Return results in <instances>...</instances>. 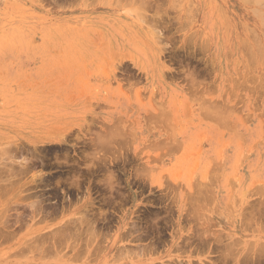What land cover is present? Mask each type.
I'll use <instances>...</instances> for the list:
<instances>
[{
    "label": "rangeland",
    "instance_id": "1",
    "mask_svg": "<svg viewBox=\"0 0 264 264\" xmlns=\"http://www.w3.org/2000/svg\"><path fill=\"white\" fill-rule=\"evenodd\" d=\"M0 158V264H264V0H0Z\"/></svg>",
    "mask_w": 264,
    "mask_h": 264
},
{
    "label": "bare ground",
    "instance_id": "2",
    "mask_svg": "<svg viewBox=\"0 0 264 264\" xmlns=\"http://www.w3.org/2000/svg\"><path fill=\"white\" fill-rule=\"evenodd\" d=\"M133 2H134V1H133ZM139 4H141V3H139ZM138 6H140V5H138ZM141 6H142V4H141ZM141 8H142V7H141ZM138 12H139V11H138ZM140 13L142 14V11H141ZM136 14H137V11H136ZM141 14H140V15H141ZM262 14H263V13H262ZM138 15H139V13H138ZM142 16H143V15H142ZM137 17L139 18V16H137ZM262 18H263V17H262ZM262 18H261V19H262ZM153 20H154V19H153ZM149 22H150V21H149ZM154 22H155V21H154ZM148 25H149V24H148ZM158 33H159V32H158ZM262 51H263V50H262ZM261 54H262V53H261ZM212 111H213V110H212ZM218 111H219V110H218ZM220 112H221V111H220ZM213 113H214V112H213ZM221 113H222V112H221ZM214 114H215V113H214ZM218 114H219V113H218ZM216 115H217V114H216ZM164 117H165V116H164ZM217 117H219V116L217 115ZM21 150H22V149H21ZM14 151H16V150H14ZM14 151H12V152H14ZM6 153H7V151H6ZM6 153H5V154H6ZM16 153H17V151H16ZM8 154H9V150H8ZM8 154H6V156H4V157H7V158H6L7 160H8V158H9V157H8ZM20 154H21V152L19 153V155H20ZM94 155H95V154H94ZM23 156H24V155H23ZM95 156H96V155H95ZM95 156H94V157H95ZM36 157H37V156H36ZM2 158H3V157H2ZM10 158H11V157H10ZM14 158H15V157H14ZM33 158H34V157H33ZM89 158H90V157H89ZM89 158H88V159H89ZM98 158H100V156H99ZM103 158H104V157H103ZM4 159H5V158H4ZM4 159H3V160H4ZM6 159H5V160H6ZM12 159H13V158H12ZM23 159H24V158H23ZM25 159H26V158H25ZM0 160H1V158H0ZM3 160H1V161H3ZM18 160H19V159H18ZM20 160H21V159H20ZM29 160H31V159H29ZM92 160H94V159H92ZM95 160H96V158H95ZM114 160H115V159H114ZM1 161H0V162H1ZM8 161H9V160H8ZM8 161H7V162L5 161L6 163H5L4 161H3V162H4L6 165H8V164L10 165V163H8ZM14 161H15V160H14ZM22 161H24V160H22ZM25 161H26V160H25ZM27 161H28V159H27ZM96 161H97V160H96ZM10 162H11V161H10ZM16 162H17V159H16ZM20 162H21V161H20ZM74 162H75V161H74ZM89 162H90V161H89ZM98 162H99V161H98ZM4 163H3V164H4ZM13 163H14V162H12V165H13ZM27 163H28V162H27ZM30 163H31V162H30ZM99 163H100V162H99ZM15 164H16V163H15ZM24 164H25V165L22 166V164L20 163V166H18L19 164L17 163V166H18L19 168H21V170L18 169V168L15 169L16 167L14 168V167L12 166L11 169L9 170V171H11V172L7 171V168H5V171L2 170V169L0 168V179H1V177H2L3 175L5 176L4 172L6 173V177H7V178L10 177V179H11V178L13 179V176L17 175V177H15L14 180H16V178L19 179V178H18V176L20 175L19 173H24V172H25V171L22 172V169L25 170L26 168H28V167H27V164H26V163H24ZM41 164H42V163H41ZM80 164H81V163H80ZM9 165H8V166H9ZM81 165H82V164H81ZM91 165H92V163H91ZM0 166H1V167L3 166L2 163L0 164ZM4 166H5V165H4ZM4 166H3V168H4ZM24 166H25V167H24ZM28 166H29V165H28ZM85 166H86V165H85ZM23 167H24V168H23ZM86 167H87V166H86ZM88 167H89V166H88ZM8 168H10V166H9ZM32 168H33V167H32ZM14 169L16 170V172H18V170L21 171V172H19V173H15V172H13V173H12V170H14ZM28 169H29V168H28ZM1 170H2V171H1ZM32 170H33V169H32ZM86 170H87V169H86ZM6 171H7V172H6ZM27 171H28V170H26V172H27ZM8 172L10 173V175L7 174ZM26 172H25L24 174H26ZM33 172H34V171H33ZM11 173H12V174H15V175H12ZM37 173H38V172H37ZM27 174H28V173H27ZM7 175H9V177H8ZM11 175H12V177H11ZM21 175H22V174H21ZM21 175H20V176H21ZM58 175H59V174H58ZM80 175H81V173H80ZM109 175H111V174H109ZM23 176H24V175H23ZM26 176H27V175H26ZM34 176H35V175H34ZM73 176H74V175H73ZM76 176H77V175H76ZM107 176H108V175H107ZM107 176H106V177H107ZM113 176H114V175H113ZM6 177H5V178L2 177L3 179H5V180H3V181H5V182L7 181V180H6ZM74 177H75V176H74ZM23 178H24V177H23ZM67 178H68V177H67ZM75 178H76V177H75ZM96 178H97V177H96ZM110 178H111V177L109 176V179H110ZM10 179H9V180H10ZM39 179H40V178H39ZM76 179H77V178H76ZM76 179H75V180H76ZM81 179H82V177H81ZM106 179H107V178H106ZM20 180H21V179H20ZM25 180H26V177H25ZM30 180H31V179H30ZM10 181H11V180H10ZM16 181H19V180H16ZM31 181H32V180H31ZM69 181H70V180H69ZM76 181H78V180H76ZM84 181H85V180H84ZM109 181H110V180H109ZM113 181H114V180H113ZM8 182H9V181H8ZM40 182H41V181H40ZM10 183H13V181H11ZM10 183H8V185H9ZM20 183H21V182H20ZM26 183H27V182H26ZM37 183H38V182H37ZM74 183H75V182H74ZM90 183H91V182H90ZM108 183H109V182H108ZM14 184H16V183H14ZM22 184H24V183L22 182ZM22 184H21V185H22ZM34 184H35V183H34ZM6 185H7V184H4L5 187H7ZM19 185H20V184H19ZM21 185H20V187H21ZM45 185H46V184H45ZM81 185H82V184H81ZM112 185H113V184H112ZM112 185H111V187H112ZM4 186H3V189H4ZM10 186H12V185H10ZM22 186H23V185H22ZM79 186H80V185H79ZM79 186H78V187H79ZM1 187H2V186H0V188H1ZM12 187H14V186H12ZM10 188H11V187H10ZM27 189H28V188H27ZM113 189H114V188H113ZM11 190H12V189H11ZM25 190H26V188H25ZM110 190H112V189L110 188ZM110 190H109V191H110ZM112 191H113V190H112ZM116 191H117V190H116ZM0 192H1V190H0ZM118 192H119V191H118ZM118 192H117V193H118ZM108 194H109V193H108ZM111 195H112V194H111ZM190 195H192V194H190ZM196 195H197V194H196ZM27 196H28V195H27ZM31 196H32V195H31ZM192 196H193V195H192ZM196 197H197V196H196ZM41 198H42V197H41ZM106 198H107V197H106ZM108 198H109V197H108ZM112 198H113V196H112ZM198 198H199V196H198ZM193 199H194V198H193ZM109 201H111V200H109ZM190 201H192V200H190ZM190 201H189V202H190ZM197 201H198V200H197ZM193 202H194V201H193ZM36 203H37V201H36ZM39 203H40V202H39ZM161 203H162V202H161ZM180 203H181V202H180ZM191 203H192V202H191ZM194 203H195V202H194ZM171 204H172V203H171ZM40 205H41V204H40ZM36 206H37V205H36ZM108 206H109V205H108ZM108 206H107V207H108ZM171 206H172V205H171ZM189 206H190V205H189ZM191 206H193V205H191ZM38 207H39V206H38ZM41 208H42V207H41ZM35 209H36V208H35ZM196 209H197V208H196ZM31 210H32V209H31ZM33 210H34V209H33ZM38 210H39V209H38ZM107 210H108V209H107ZM166 210H167V209H166ZM191 210H192V208H191ZM193 210H194V208H193ZM36 211H37V210H36ZM168 211H169V210H168ZM197 211H199V210H197ZM33 212H35V210H34ZM39 212H40V211H39ZM189 212H190V211H188V213H189ZM194 212H195V211H194ZM100 213H101V212H100ZM192 213H193V212H192ZM111 214H112V213H111ZM31 215H32V214H31ZM99 215H100V214H99ZM99 215H98V216H99ZM108 215H109V214H108ZM189 215H191V214L189 213ZM196 215H197V213H196ZM93 216H94V215H93ZM93 216H92V218H93V220H94V217H93ZM105 216H106V215H104L103 217H105ZM112 216H113V214H112ZM192 216H193V215H192ZM108 217H109V216H107V218H108ZM190 217H191V216H190ZM193 217H194V216H193ZM196 217H197V216H196ZM100 218H101V217H100ZM111 218L114 219L113 217H110V219H111ZM81 219H84V218H81ZM81 219H80V218H79V219L76 218L77 221L70 220V221H74V223H77V222H78V225H77V224H74V223H68V224H69V225H68V224H66V222H68V221L65 220V221H64L65 223H63V225H61V226H62V228L64 229V227L68 225V226L65 227V229H64V230L67 232V234H65V231H64V235H62V234L60 235V233H63V232H61V230H63V229H61V230H60V233H59V232L56 233V234H57V235H56V238H54V239L52 238L53 241H50V240H51V239H50L48 242H49V243L52 242L54 245L56 244V246H57V245H58V246H61V244H62V245H63V244L67 245V240H69L72 236H74V238H75V236H79V237L81 236V237H80V242L82 243V246H84L85 243H88V242H89V240H94L95 237L97 238V236L93 235L94 232H96L97 229H94L93 234H92V232H91V231H93V230H92L93 227L91 226L92 222H91V221L88 222V221H89L88 219H87L88 221L84 219V220H85V222H84V220H81ZM95 219H96V217H95ZM103 219H104V218H103ZM112 219H111V220H112ZM196 219H197V218H196ZM17 220H19V219H17ZM91 220H92V219H91ZM97 220L99 221V218H98ZM97 220L95 221L96 223H98ZM101 220H102V218H101ZM107 220H109V219H107ZM107 220L105 219V221H107ZM111 220H110V222H111ZM193 220H194V219H193ZM7 221H8V220H7ZM102 221H103V220H102ZM105 221H104V225H105V223H106ZM118 221H119V220H118ZM199 221H200V220H199ZM95 222H93V223H95ZM152 222H153V221H152ZM197 222H198V221H197ZM3 223H4V221H3ZM8 223H9V222H8ZM88 223H89V224H88ZM96 223H95L94 227L96 226ZM99 223H102V222L100 221ZM202 223H203V222H202ZM6 224H7V222H6ZM64 224H66V225H64ZM71 224H72V226H74V228H75V233L72 232V233H74V234H72V233L70 232L71 229H68V227H70ZM83 224H84V225H83ZM85 224H86V225H85ZM107 224H108V223H107ZM107 224H106V225H107ZM133 224H135V223H133ZM3 225H4V224H3ZM100 225H101V224H100ZM108 225H109V224H108ZM130 225H131V224H130ZM153 225H154V224H153ZM5 226H6V225H5ZM63 226H64V227H63ZM134 226H135V225H134ZM137 226H138V225H137ZM137 226H136V227H137ZM84 227H85V228H84ZM96 227H97V226H96ZM96 227H95V228H96ZM107 227H108V226H107ZM130 227H131V226H130ZM60 228H61V227H60ZM60 228H59V229H60ZM70 228H71V227H70ZM74 228H73V231H74ZM76 228H78V229H76ZM97 228L99 229V227H97ZM138 228H139V227H138ZM153 228H155V227H153ZM133 229H134V228H132L131 230H133ZM143 229H144V228H143ZM136 230H137V229H136ZM68 231H69V232H68ZM89 231H90V233H91L93 236H95V237H94V239H93V236L89 235V234H90V233H89V234H88V237L90 236V237H92V238H91V239L88 238V242H87L86 234H87ZM97 231H98V230H97ZM203 231H204V230H203ZM129 232H131V231L127 230L126 234H127V233L129 234ZM132 232H134V231H132ZM137 232H138V231H137ZM137 232H136V233H137ZM82 233H83V234H82ZM85 233H86V234H85ZM96 233H97V232H96ZM96 233H95V234H96ZM123 233H124V234H122L123 236H122V235H121V236H122V238L125 237V239H126V236H125V235H126V234H125V230H124ZM140 233H141V232L138 233L139 236H140ZM143 233H145V231H143ZM81 234H82L83 236H84V234H85V236H84L85 239H84V237H83ZM130 234H131V233H130ZM147 234H148V233H147ZM202 234H203V233H202ZM45 235H46V234H45ZM50 235H51V234H50ZM53 235H55V234H53ZM59 235H60V237H59ZM67 235H68V236H67ZM135 235H137V234H135ZM144 235H146V234H144ZM43 236H44V235H43ZM43 236H39V237H43ZM139 236H138V237H139ZM53 237H55V236H53ZM66 237L68 238L67 240L65 239ZM79 237H77V238H79ZM46 238H47V237H46ZM74 238L72 237V239H73L72 242L70 243V241H71V239H70V241H69L70 244L67 245V248L70 247L71 250H73L72 248H74L75 245H76V244L73 243V241H74L75 243L77 242L76 240H74ZM81 238H82L83 240H85V241L83 242V240H82ZM132 238H133V236H132ZM134 238H135V237H134ZM134 238H133V239H134ZM136 238H137V236H136ZM136 238H135V239H136ZM140 238H141V237H140ZM140 238H139V239H140ZM143 238H144V237H143ZM43 239H44V238H42V240H43ZM75 239H76V238H75ZM125 239H124V240H125ZM128 239H129V238H128ZM151 239H152V238H151ZM77 240H78V239H77ZM96 240H97V239H96ZM96 240H94V241H92V242H95ZM98 240H99V239H98ZM98 240H97V242H95V243H98ZM102 240H103V238H102ZM146 240H147V238H146ZM201 240H202V239H201ZM135 241H136V240H135ZM148 241H150V240H148ZM158 241H159V240H158ZM198 241H199V240H198ZM90 242H91V241H90ZM90 242H89L88 244L91 245L92 242H91V243H90ZM99 242H100V241H99ZM129 242H130V240H129ZM143 242H144V241H143ZM72 243H73V246H72ZM81 243H80V245H79L80 247H78V249H79L80 251H79V250L76 251V253H77V252H80V253H78V254H74V253H75V252H74V253H73L74 256H72V257L76 258L77 255L80 256V255L83 253L84 249H83V247L81 246ZM83 243H84V244H83ZM147 243H148V242H147ZM149 243H150V242H149ZM156 243H157V241H156ZM88 244H86V247H89ZM98 244H99V243H98ZM150 244H152V243H150ZM200 244H201V243H200ZM42 245H43V244H42ZM49 245H50V244H49ZM49 245H48V248H49ZM70 245H71L72 247H71ZM87 245H88V246H87ZM95 245H96V244H95ZM95 245L92 244V246H94V247H93L94 249H95ZM156 245H157V244H156ZM50 246H51V245H50ZM77 246H78V245H77ZM77 246H76V247H77ZM130 246H131V245H130ZM63 247H64V245H63ZM76 247H75V248H76ZM81 247H82V248H81ZM84 247H85V246H84ZM96 247H97V245H96ZM120 247L122 248V246H120ZM124 247L126 248V246H124ZM127 247H129V246H127ZM132 247H133V246H132ZM132 247H130V248H132ZM48 248H47V249H48ZM51 248H53V246H52ZM55 248H56V247H55ZM67 248H65V249H67ZM80 248H81V249H80ZM101 248H102V247H101ZM125 248H123V249H125ZM134 248H136V247H134ZM152 248H153V246H152ZM229 248H230V247H229ZM56 249H59V247L56 248ZM68 249H69V248H68ZM68 249H67V250H68ZM82 249H83V251H82V253H81V250H82ZM94 249H91V250H94ZM99 249H100V248H99ZM117 249H118V248H117ZM117 249H116L115 251H117ZM45 250H46V249H45ZM48 250H50V249H48ZM51 250H52V249H51ZM69 250H70V249H69ZM75 250H76V249H75ZM75 250H74V251H75ZM96 250H97V249H96ZM119 250H120V249H119ZM53 251H54V250H53ZM53 251H52V252H53ZM56 251L58 252V250H56ZM60 251H61V250H60ZM60 251H59V252H60ZM85 251H86V248H85ZM94 251H95V250H94ZM97 251H98V250H97ZM99 251H100V250H99ZM120 251H121V250H120ZM122 251H123V250H122ZM124 251H125V250H124ZM128 251H130V250H128ZM134 251H135V250H134ZM144 251H145V250H144ZM70 252H72V251H70ZM91 252H92V251H90V255H91ZM118 252H119V251H118ZM145 252H146V251H145ZM42 253H43V252H42ZM54 253H56V252H54ZM68 253H69V251H68ZM92 253H93V252H92ZM96 253H97V252H96ZM115 253H116V252H115ZM65 254H66V253H65ZM83 254L85 255L86 253L84 252ZM83 254L81 255L82 258H83ZM113 254H114V253H113ZM116 254H118V253H116ZM46 255H47V254H46ZM63 255H64V254H63ZM75 255H76V257H75ZM90 255H89V256H90ZM114 255H115V254H114ZM64 256H65V255H64ZM79 256H78L76 259L81 258V257H79ZM92 256H93V255H92ZM92 256H90V257H92ZM96 256H97V255H95L94 257H96ZM112 256H113V255H112ZM61 257H62V256H61ZM90 257H87L88 261H86V262H89V260H95V258H94V259H89ZM105 257H106V256H105ZM142 257H143V256H142ZM133 258H134V257H133ZM225 258H226V257H225ZM115 259H116V258H115ZM79 260H80V259H79ZM84 260H86V259H84ZM222 260H223V259H222ZM222 260H221V261H222ZM245 260H246V259H245ZM247 260H248V259H247ZM111 261H112V260H111ZM181 262H182V261H181ZM190 262H191V261H190ZM222 262H223V261H222ZM84 263H85V262H84ZM103 264H104V263H103ZM154 264H155V263H154ZM168 264H169V263H168Z\"/></svg>",
    "mask_w": 264,
    "mask_h": 264
}]
</instances>
